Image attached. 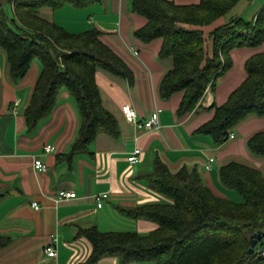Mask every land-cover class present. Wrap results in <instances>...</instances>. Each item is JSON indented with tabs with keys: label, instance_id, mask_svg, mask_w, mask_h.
I'll return each instance as SVG.
<instances>
[{
	"label": "trees",
	"instance_id": "16d2710c",
	"mask_svg": "<svg viewBox=\"0 0 264 264\" xmlns=\"http://www.w3.org/2000/svg\"><path fill=\"white\" fill-rule=\"evenodd\" d=\"M97 1L16 0L13 4L0 0V49L7 56L12 79L25 76L34 60L42 64L24 112L28 131H35L54 112L62 89L77 106L78 135L70 151L59 159L89 151L101 131L120 134L118 119L103 104L97 71L107 69L131 84L135 81L131 67L101 39L98 28L71 32L45 14L46 9L65 4L84 7ZM239 1L177 4L173 0H132L133 11L147 19L135 35L144 42L161 38L159 58L173 60L159 93L169 99L183 92L179 116L196 110L207 90L216 89L219 78L233 66L234 48L264 45V5L252 20L234 16L208 36L202 28L227 15ZM5 2H10L12 16ZM245 67V80L225 103L211 106L214 116L195 131L211 136L216 145L227 142L248 116L264 115V49L251 55ZM247 144L254 154L264 156V129L252 134ZM145 177L166 200L123 210L132 218L155 222V228L147 233L81 228L79 235L91 243V253L83 264H95L108 254L116 255L120 264H264V236L255 252L249 253L253 234L264 233V169L237 161L221 166V183L237 191L240 201L215 195L198 169L182 167L172 172L160 158ZM9 241V236H0V248Z\"/></svg>",
	"mask_w": 264,
	"mask_h": 264
},
{
	"label": "crops",
	"instance_id": "0c3cea01",
	"mask_svg": "<svg viewBox=\"0 0 264 264\" xmlns=\"http://www.w3.org/2000/svg\"><path fill=\"white\" fill-rule=\"evenodd\" d=\"M45 14L71 32L98 28L101 39L131 67L135 81L131 84L107 69L97 71L103 104L118 119L120 134L101 131L89 151L59 159V155L70 151L80 127L73 98L62 89L54 112L35 131H28L24 112L42 64L34 60L25 76L14 81L7 56L0 50V236L10 237L9 243L0 248V264H83L91 253V243L79 235L81 228L96 226L101 231L141 233L155 228V222L132 218L123 209L164 201L145 177L153 170L156 158L172 172L182 167L198 169L204 184L220 197H228L226 193L233 190L221 183V166L237 161L264 169V156L254 154L247 144L252 134L264 129V115L248 116L235 127V137L221 145H216L209 135L195 133L214 116L211 106L225 103L245 80L247 59L262 51L264 45L234 48L233 66L220 78L216 89L207 90L196 110L179 116L183 92L169 99L159 93L160 82L173 60L159 58L161 38L144 42L135 35L147 19L133 11L132 0H100L84 7L65 4L55 10L46 9ZM227 22L222 16L202 28L208 36ZM209 48L212 52V40ZM125 104L134 107L143 120L158 110L161 127L138 128L127 120L122 109ZM47 144L55 145L56 150L47 152ZM136 147L142 149L140 160L131 164L128 155ZM36 158L47 164V171L34 167ZM61 190H74L77 196L58 200ZM105 191L109 196L99 207L95 195ZM51 243L57 249V255L52 257L45 251ZM95 264L120 261L116 255L108 254Z\"/></svg>",
	"mask_w": 264,
	"mask_h": 264
},
{
	"label": "built area",
	"instance_id": "2783aa9c",
	"mask_svg": "<svg viewBox=\"0 0 264 264\" xmlns=\"http://www.w3.org/2000/svg\"><path fill=\"white\" fill-rule=\"evenodd\" d=\"M13 4H15L16 0H12ZM123 112L127 118L128 121L134 123L137 125L138 128H144L148 130L152 129H159L161 127V122H160V114L158 110H154L147 119H140L138 116L137 110L132 107L129 104H125L123 106ZM235 137L234 132H231L230 138ZM46 151L47 152H53L56 150V146L53 144H47L46 146ZM142 149L140 147H136L129 155H128V160L131 164H136L140 160V155H141ZM214 159L211 158L210 162H212ZM34 167L40 171H47L48 166L47 164L41 159V158H36L34 161ZM207 167L209 168L210 165L208 164ZM77 196V193L74 190H61L58 193V200H62L65 198H74ZM109 196V192H99L95 195V199L98 203L99 207L103 206V202L105 199ZM33 205L38 206V202H34ZM46 253L49 256H56L57 255V249L55 247V243L49 244L45 248ZM262 254L264 255V250H262Z\"/></svg>",
	"mask_w": 264,
	"mask_h": 264
},
{
	"label": "rangeland",
	"instance_id": "374dc122",
	"mask_svg": "<svg viewBox=\"0 0 264 264\" xmlns=\"http://www.w3.org/2000/svg\"><path fill=\"white\" fill-rule=\"evenodd\" d=\"M4 5L8 10L10 16H12L13 10L12 7L10 6V2L7 3L5 2ZM263 5H264V0H241V2L238 3L227 15H225V17L227 18L228 21L234 16H242L246 20H252L256 15V13L263 7ZM228 192H232V193L231 194L226 193V195L228 196L226 198H230L236 201L241 200V196L237 191L230 190ZM162 198L164 201L166 200V198H164L163 196Z\"/></svg>",
	"mask_w": 264,
	"mask_h": 264
},
{
	"label": "water",
	"instance_id": "95a60500",
	"mask_svg": "<svg viewBox=\"0 0 264 264\" xmlns=\"http://www.w3.org/2000/svg\"><path fill=\"white\" fill-rule=\"evenodd\" d=\"M263 236V232H256L255 234H253V243L249 249V253L255 252V246L258 244L259 240L262 239Z\"/></svg>",
	"mask_w": 264,
	"mask_h": 264
}]
</instances>
